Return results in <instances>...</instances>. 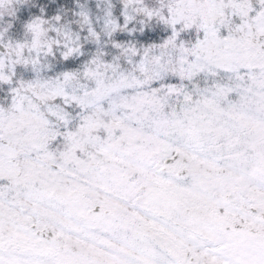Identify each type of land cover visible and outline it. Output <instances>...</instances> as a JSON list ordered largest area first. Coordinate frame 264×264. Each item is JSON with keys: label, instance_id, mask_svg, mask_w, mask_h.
Wrapping results in <instances>:
<instances>
[{"label": "snow or ice", "instance_id": "snow-or-ice-1", "mask_svg": "<svg viewBox=\"0 0 264 264\" xmlns=\"http://www.w3.org/2000/svg\"><path fill=\"white\" fill-rule=\"evenodd\" d=\"M0 264H264V0H0Z\"/></svg>", "mask_w": 264, "mask_h": 264}]
</instances>
